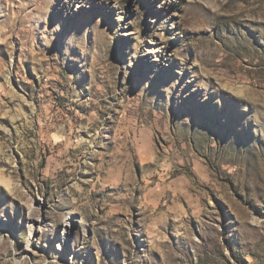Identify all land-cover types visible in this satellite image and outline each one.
I'll return each mask as SVG.
<instances>
[{"label": "rangeland", "instance_id": "374dc122", "mask_svg": "<svg viewBox=\"0 0 264 264\" xmlns=\"http://www.w3.org/2000/svg\"><path fill=\"white\" fill-rule=\"evenodd\" d=\"M0 264H264V0H0Z\"/></svg>", "mask_w": 264, "mask_h": 264}]
</instances>
